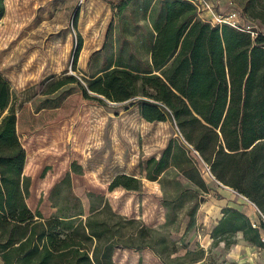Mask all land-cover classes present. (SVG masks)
Returning a JSON list of instances; mask_svg holds the SVG:
<instances>
[{"label":"trees","instance_id":"obj_1","mask_svg":"<svg viewBox=\"0 0 264 264\" xmlns=\"http://www.w3.org/2000/svg\"><path fill=\"white\" fill-rule=\"evenodd\" d=\"M119 14L131 0H105ZM252 25L235 27L200 18L190 0H138L122 21L121 55L82 85L85 96L105 103H138L149 122H170L210 166V174L250 201L264 216V0H232ZM5 15L0 0V20ZM145 29L133 42L139 24ZM82 47L79 44L78 56ZM146 50V57L140 55ZM124 53V55H122ZM127 54V55H125ZM9 83L0 74V259L3 264H115L120 249L152 246L136 218L115 211L101 195L88 193L89 210L74 192L71 172L55 183L49 198L55 212L33 210L27 153L16 128ZM146 176L159 180L166 197L182 199L194 185L188 215L210 189L181 138L171 139ZM73 171L81 173L77 163ZM183 177L186 182L181 179ZM173 182L174 193L166 189ZM139 191L140 179L122 174L110 189ZM199 195H201L199 199ZM170 222V219L167 220ZM238 208L227 207L215 230H242L264 246V220L255 224Z\"/></svg>","mask_w":264,"mask_h":264},{"label":"rangeland","instance_id":"obj_2","mask_svg":"<svg viewBox=\"0 0 264 264\" xmlns=\"http://www.w3.org/2000/svg\"><path fill=\"white\" fill-rule=\"evenodd\" d=\"M137 1L131 0L120 15L105 0H4L0 74L11 87L16 128L27 153L24 173L31 178L27 202L33 210L51 216L56 211L49 198L51 188L71 172L73 190L87 211L88 193L93 192L145 227V241L152 246L120 249L114 255L115 264H194L201 259H205L202 264H260L264 249L255 247L251 234L215 230L224 212L219 217L218 206L225 200L250 221H263L250 201L201 167L210 191H198L204 196L191 224L188 213L196 187L190 185L183 198L176 200L165 196L159 180L146 177L154 168L149 160L158 159L169 141L179 137L170 122L147 121L138 103L105 98L103 104L91 92L90 96L83 92L90 76L121 55L122 21L131 17ZM205 1L200 18L214 24L240 9L232 0ZM238 18L239 27L252 25L242 15ZM134 27L135 34L126 33L133 42L145 29L144 23ZM140 55L146 57V50ZM74 163L81 166V173L73 171ZM122 174L140 179L141 190L110 189ZM166 189L174 193L173 182ZM249 250L261 254L252 262Z\"/></svg>","mask_w":264,"mask_h":264},{"label":"built area","instance_id":"obj_3","mask_svg":"<svg viewBox=\"0 0 264 264\" xmlns=\"http://www.w3.org/2000/svg\"><path fill=\"white\" fill-rule=\"evenodd\" d=\"M191 2H193L196 7L198 8V10L201 12L203 10H205V0H190ZM241 16V9H236L234 10L229 16L225 17L224 19H219V24H229L235 27H239L240 26V21L239 18ZM181 138V141L183 142V144L185 145V147L187 148V150H189V154L191 155V157L195 160V162L198 164L200 170L201 167L205 170V172L207 170L210 171V166L202 159V157L200 156L199 152L197 150H195L193 148V146L188 143L181 135H178ZM264 220V218H263ZM254 226H256L255 224H253Z\"/></svg>","mask_w":264,"mask_h":264},{"label":"crops","instance_id":"obj_4","mask_svg":"<svg viewBox=\"0 0 264 264\" xmlns=\"http://www.w3.org/2000/svg\"><path fill=\"white\" fill-rule=\"evenodd\" d=\"M231 4V3H230ZM200 17H202L203 15H202V13L200 12ZM225 187V186H224ZM218 193L219 194H222V195H224V193H222V190H218ZM225 196V195H224ZM226 201H228V200H225V203L223 204V203H220L221 205H219L218 206V214L217 215H219V217L221 216V214H222V210H224L225 208H227V207H234V208H236L235 206H232V204H226L227 202ZM240 210V209H239ZM251 222L253 223V224H259V223H256V222H253V220H251ZM255 245V247H258V249H264V246H259V245H257V244H254ZM248 252H250V250L248 251ZM251 253V252H250ZM252 254V256L251 257H248V260H250V261H254V258L256 259V258H258V254H261V253H259L258 252V250L257 251H255V252H253V253H251ZM262 256V258H260L259 259V263L260 264H264V255H261ZM205 259H201V260H199L198 262H196V263H194V264H202V262L204 261ZM0 264H3V262L1 261V259H0Z\"/></svg>","mask_w":264,"mask_h":264},{"label":"water","instance_id":"obj_5","mask_svg":"<svg viewBox=\"0 0 264 264\" xmlns=\"http://www.w3.org/2000/svg\"><path fill=\"white\" fill-rule=\"evenodd\" d=\"M225 187L229 188L228 186H225ZM229 189H231V188H229Z\"/></svg>","mask_w":264,"mask_h":264}]
</instances>
